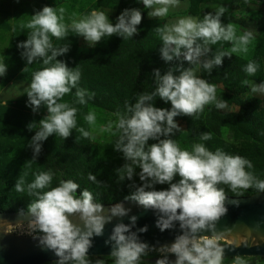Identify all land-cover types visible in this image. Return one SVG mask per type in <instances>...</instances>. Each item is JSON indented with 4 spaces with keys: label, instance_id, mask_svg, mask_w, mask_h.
<instances>
[{
    "label": "clouds",
    "instance_id": "obj_1",
    "mask_svg": "<svg viewBox=\"0 0 264 264\" xmlns=\"http://www.w3.org/2000/svg\"><path fill=\"white\" fill-rule=\"evenodd\" d=\"M142 3L145 9H150L149 18H163L171 8L179 6L180 0H142ZM225 12L226 8L220 6L214 14H204L203 19L189 15L158 27L156 31L162 40L161 59L172 67L163 74L159 68L154 69L155 90L139 94L134 104L126 106V112H117V119L101 129L116 137L114 150L121 152L126 161L118 170L120 179L132 180L138 175L140 184L125 199L153 211L157 217L155 225L161 232L179 227L172 242L159 246L163 255L155 264H223L225 250L219 243L216 225L228 212V196L219 185H228L233 192L251 187L264 192V180L248 171L253 165L247 158L219 148L211 151L200 143L193 145L191 151L182 150L172 138L181 130L176 117H195L210 104L217 109H229L226 100L217 99V86L196 74L197 66L211 74L214 68L223 65L225 57L248 51L253 33L247 31L237 36L231 23H222ZM64 14L62 6L57 9L45 5L37 10L26 25L30 29L27 39L17 45L23 49L21 55L26 60L22 71H27V65L38 58L46 66L32 74L26 90L27 104L32 111L39 112L44 106L48 113L39 120V128L31 137L34 159L41 154L43 142L49 136L55 134L66 140L77 128V108L62 102L65 95L76 88L75 102L82 105L88 103L86 97L94 95L78 87L81 73L58 59L70 51V45L55 47L51 38L65 39L71 29L90 47H95L106 36L134 37L143 19L139 8H126L115 23L106 12L92 10L80 17L73 14L69 25L65 23ZM220 41L230 42V50H218L210 56L211 46ZM185 63L191 67H185ZM257 70L258 64L254 61L244 68L249 76L255 75ZM7 71L8 66L0 62V76H5ZM242 83L250 85L253 93H264V82L250 84L244 80ZM156 97L170 102L171 108L156 106L153 103ZM84 119L89 125L96 123L94 113L90 112ZM27 128L29 131L36 129V121H31ZM78 131L85 138L90 136L83 128ZM201 138L209 140L211 133L204 132ZM150 140L155 142L149 143ZM53 176L51 170L39 172L34 181L27 184L28 194L36 199L28 204L26 212L20 210L19 216L26 217L29 229L39 233L33 238L53 252L55 264H92L88 254L93 240L103 236L105 226L114 219L118 222L105 241L111 246L114 264H140L141 258L157 247L140 239L148 226L137 227L139 217L129 215L132 209L125 207L123 202L106 209L103 204L94 202L88 189L77 196L80 185L72 180H61L58 186L41 191L49 188ZM88 178L96 180L91 174ZM24 184L21 177L15 185L16 190L25 191ZM165 184L167 188L156 187ZM232 203L238 204V201ZM74 216L79 217L80 223L74 222ZM124 217H129L128 223L123 222ZM205 232L212 234H201ZM172 256L176 258L173 260ZM95 264L103 262L97 260ZM235 264H245V261L237 256Z\"/></svg>",
    "mask_w": 264,
    "mask_h": 264
},
{
    "label": "rangeland",
    "instance_id": "obj_2",
    "mask_svg": "<svg viewBox=\"0 0 264 264\" xmlns=\"http://www.w3.org/2000/svg\"><path fill=\"white\" fill-rule=\"evenodd\" d=\"M49 6L64 7L65 23L71 24L73 14L80 17L90 13L92 10L104 11L109 19L115 23L117 17L127 8H139L143 13V19L138 28H144L145 49L149 53L148 57L161 58L160 47L162 40L156 29L165 24L176 22L178 18L193 16L203 19L204 14L208 12L215 13L220 6L226 8L222 16V23L227 25L231 23L237 36L247 31L253 33L251 43L248 45L246 53L233 54L234 57L241 60L240 72L244 80L250 81V84H260L264 82V5L259 0H210L201 2L199 0H180L176 8H171L166 17L149 18L148 11L145 9L142 0H0V62L8 66L5 76H0V188L7 185L12 188V195L1 193L0 199H4L8 207L16 203H31L34 195L27 192V184L35 179L39 172L51 170L54 173L53 180L46 188L41 191H47L52 187L58 186L61 180L69 179L76 181L80 185L79 194L88 189L94 196L95 202L105 200L108 196L123 192L128 195L136 190L140 184L138 175L132 180L120 179L119 169L126 163L123 154L114 150L116 137L109 132L102 131L107 124L117 119L116 113H124L126 110L120 108L118 102L113 105L103 100H98L100 86L92 72H83L81 74L78 87L94 94L88 99L87 104L76 103L75 92L73 88L69 94H66L62 102H67L77 108V128L72 130V135L66 140L59 135H51L43 142L42 152L38 158H33L31 137L35 130L39 128V120L47 115L46 107L42 106L39 112H33L28 106V89L32 74L35 71L46 67L42 59L33 61L27 65V71H22L26 65V60L22 57L23 49L17 45L27 39L30 29L26 28L31 19V15L44 6H36L39 2ZM42 5V4H41ZM52 43L55 47H62L65 44L70 45V51L58 59L64 60L74 70L82 71L85 67L93 68L86 56L94 55L102 46L110 42L122 43L125 39L118 36L104 37L102 44L90 47L82 36H77L69 29L67 38L58 40L52 37ZM230 42L220 41L212 45V53L216 51H227L231 48ZM150 61L153 58L149 59ZM258 62V70L253 76H249L244 68L249 62ZM78 66V67H77ZM185 67H191L185 63ZM78 68V69H77ZM202 66L196 67V74L200 78L209 80L210 84L217 86V99L226 100L229 109H217L214 104L206 105L204 111L198 113L195 117L178 116L177 122L181 130L172 137L176 140L182 150L193 149L195 144H204V146L215 151L222 149L231 155H240L252 162L253 167L248 169L253 175L264 180V93H253L250 85H225L220 80L210 79L206 75L207 71L202 70ZM94 70V69H92ZM136 69L132 68V79L136 77ZM242 90V91H241ZM245 108V117L241 120H219L223 114L237 113L241 109V103ZM158 107L171 108V105L155 103ZM170 104V103H169ZM168 106V107H167ZM94 113L96 123L89 125L84 117L89 113ZM246 114L248 117L246 118ZM31 121H36L37 128L29 131L27 125ZM83 128L90 133L85 138L78 131ZM211 133V139L203 140L201 134ZM155 141H149L153 143ZM139 168L136 172L139 173ZM94 175L96 180H90L89 175ZM23 177L25 191L18 192L15 188L17 181ZM179 180V176L176 177ZM175 182V181H174ZM157 189L167 188L168 185H157ZM219 187L225 190L226 195H236L228 185L221 184ZM7 196V197H6ZM19 199H23L18 201ZM8 211V210H5ZM12 211V210H11ZM8 232L20 235H39L29 229L28 223H22L7 228ZM154 252L163 255L159 248ZM247 258V257H246ZM236 257L223 264H235ZM243 259V258H242ZM92 264L97 260L103 264H114L113 261H104L91 258ZM244 260V259H243ZM245 261V260H244ZM49 264H55L50 262ZM254 264H264V261H257Z\"/></svg>",
    "mask_w": 264,
    "mask_h": 264
},
{
    "label": "water",
    "instance_id": "obj_3",
    "mask_svg": "<svg viewBox=\"0 0 264 264\" xmlns=\"http://www.w3.org/2000/svg\"><path fill=\"white\" fill-rule=\"evenodd\" d=\"M226 205L228 212L216 225L217 237L220 245L224 248L227 257H264V192H256L251 195L233 196L227 195ZM238 201V204L232 203ZM123 202L125 207L132 209L129 215H137V227L148 226L146 233H141L140 239L147 241L149 245L157 247L168 244L175 239L179 227L176 230L161 232L155 225L156 215L151 210H144L135 201L121 200L112 203H100L109 208L112 204ZM27 211V210H26ZM25 211V212H26ZM20 211H0V264H44L55 262L53 252L44 249L34 239L37 235H20L7 231V228L27 223L26 217L19 216ZM74 222L80 223L79 217H72ZM118 220H113L105 226L104 235L95 237L93 247L88 256H111V246L106 244L110 232ZM124 223L129 222V217L123 218ZM201 234H212L205 232ZM162 255L145 258L155 262ZM175 259V256L170 257Z\"/></svg>",
    "mask_w": 264,
    "mask_h": 264
},
{
    "label": "trees",
    "instance_id": "obj_4",
    "mask_svg": "<svg viewBox=\"0 0 264 264\" xmlns=\"http://www.w3.org/2000/svg\"><path fill=\"white\" fill-rule=\"evenodd\" d=\"M201 2H207L210 0H199ZM264 5V0H259ZM264 32V29L262 30ZM145 29L144 28H138V33L131 38L125 39L122 41V43H116L110 42L107 45L102 46L100 48L98 47V50L94 53V55H88L86 56V59H88V63H90L93 68L85 67L84 70H82L80 73L83 74V72H92L94 78L97 79V84L100 86L99 91V97L96 98L98 100H103V102H108L113 105H115L117 102L120 106V108L126 110V106L130 104H134L136 100L138 99L139 94L141 93H151L156 88V82H155V76L153 73V70L156 68H159L161 70V73L168 71L169 68L172 67L170 64H166L161 58L158 57H148L149 53L145 49L146 40L145 38ZM99 44H102L100 42ZM153 58L152 61L149 59ZM241 60L237 59L236 57L232 56L231 58L225 57L223 65L221 67H216L212 70L211 74L206 72L210 79L220 80L224 82L225 85H240V83L244 80V77L242 76L240 69H241ZM258 64V62H257ZM260 64H258L259 66ZM185 66V65H184ZM132 68L136 69V77L132 79ZM78 69V68H77ZM94 69V70H92ZM202 70H204L202 68ZM178 74V73H176ZM206 78L205 80H207ZM209 81V80H207ZM242 91V90H241ZM239 100L237 99V102ZM155 103H161V104H169L170 102L165 103L162 99L159 97H156L154 99ZM241 103V109L237 113H231V114H223L219 116V120L225 119L228 121L235 119L236 121L241 120L243 117H245V108L242 106L243 103ZM168 107V106H167ZM248 115L246 114V118ZM264 167V165L262 166ZM65 180H70L65 179ZM76 182V181H75ZM140 183V182H139ZM0 192L4 193L5 195H12V188L8 187L7 185H3L0 188ZM236 195H251L256 192L255 187L248 188L247 190H237ZM0 193V196H1ZM7 195V196H8ZM77 196H79V191L77 190L76 193ZM6 196V197H7ZM130 195L119 192L114 193L105 200H99L100 203H112V202H119L121 200H125L126 197H129ZM36 197L34 196V198ZM23 199H19L18 201H21ZM95 202V198H94ZM4 204H8L4 199H0V211H20V210H27L28 202L27 203H16L13 205H10L8 207H3ZM153 251H149L147 256H144L141 258L140 264H155V262H150L145 260V258H152L159 256L158 253ZM96 258L104 261H113L115 262V258L112 256H88V259ZM235 257H227L223 259V261L228 262L233 260ZM240 258H243L245 260V264H254L257 261H264V257H243L240 256ZM49 264V263H44Z\"/></svg>",
    "mask_w": 264,
    "mask_h": 264
},
{
    "label": "crops",
    "instance_id": "obj_5",
    "mask_svg": "<svg viewBox=\"0 0 264 264\" xmlns=\"http://www.w3.org/2000/svg\"><path fill=\"white\" fill-rule=\"evenodd\" d=\"M39 2V1H38ZM40 4H37V3H34V5H36V6H45V5H48V4H46V3H43V2H39ZM42 4V5H41ZM49 6V5H48Z\"/></svg>",
    "mask_w": 264,
    "mask_h": 264
},
{
    "label": "bare ground",
    "instance_id": "obj_6",
    "mask_svg": "<svg viewBox=\"0 0 264 264\" xmlns=\"http://www.w3.org/2000/svg\"><path fill=\"white\" fill-rule=\"evenodd\" d=\"M28 223V222H27Z\"/></svg>",
    "mask_w": 264,
    "mask_h": 264
}]
</instances>
